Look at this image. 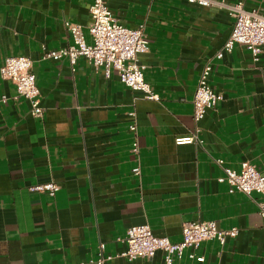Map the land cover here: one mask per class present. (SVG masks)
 Listing matches in <instances>:
<instances>
[{"label": "crops", "instance_id": "1", "mask_svg": "<svg viewBox=\"0 0 264 264\" xmlns=\"http://www.w3.org/2000/svg\"><path fill=\"white\" fill-rule=\"evenodd\" d=\"M216 1H240L264 15V0ZM91 2L0 0V65L10 55L31 60L43 109L32 116L0 74V264H96L100 255L102 264H164L162 250L121 255L126 229L147 224L178 242L185 222L203 220L237 233L203 241L195 250L201 262L184 250L172 264H264V195L229 192L219 180L223 166L238 170L241 161L264 176V45L256 60L242 44L216 58L233 27L221 4L106 0L120 24L143 27L148 45L137 61L156 95L149 99L83 56L74 64L42 58L72 44L65 21L79 24L90 42ZM206 63L222 99L194 122L192 98ZM195 133L190 143L175 142ZM46 183L57 190L29 189Z\"/></svg>", "mask_w": 264, "mask_h": 264}, {"label": "built area", "instance_id": "2", "mask_svg": "<svg viewBox=\"0 0 264 264\" xmlns=\"http://www.w3.org/2000/svg\"><path fill=\"white\" fill-rule=\"evenodd\" d=\"M202 6L215 4L223 5L233 18L232 31L221 49L216 53L220 58L224 51H230L234 44L244 45L251 53L254 60L257 59L264 45V15L256 10L247 11L242 2L224 4L216 0H188ZM64 25L72 39V44L66 47L48 49L43 52V59L58 60L68 58L70 64H74L79 56H83L96 69H102L107 76L110 70H114L119 81L132 90L139 91L146 98L153 99L156 95L151 91L149 84L144 79V67L137 61L139 53L147 49L148 39L143 27L129 28L120 24L112 16L106 5V0H92L90 5V22L87 32L90 42H86L82 27L79 24L65 21ZM211 64L206 63L202 68L192 98V119L198 122L206 109L213 108L222 99L221 94L216 93L209 83ZM0 74L9 79L15 86L14 99H26L30 104L29 112L34 117L42 115L39 91L35 84V75L31 70V60L23 55H10L4 58L0 65ZM4 100V97H2ZM133 113H130L132 115ZM134 121L128 124V130L135 132ZM197 139V135L177 137V144L190 143ZM131 151L137 152V145H132ZM222 160H218L221 163ZM134 175L139 174L137 166L131 169ZM224 175L219 180L228 183V191H239L250 195L261 193L264 195V176L253 164L241 161L238 170L223 166ZM30 190H46L53 194L57 190L54 183L35 185ZM261 216H264V206L260 205ZM237 233L236 227L227 230L217 228L215 221H187L181 229V239L171 242L167 237L156 236L147 224H138L128 227L125 231V249L121 255L128 260L135 258L151 257L156 250L164 252V264H172L174 257L180 258L184 250H188L187 257L197 262L203 261L202 255H196L195 250L207 239H215L223 243L225 237H233ZM103 249V244H100ZM104 257L96 260V264H102Z\"/></svg>", "mask_w": 264, "mask_h": 264}]
</instances>
